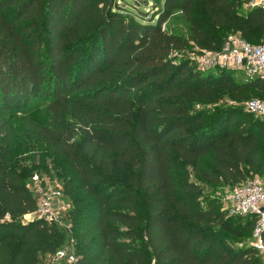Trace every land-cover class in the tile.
Segmentation results:
<instances>
[{
    "label": "trees",
    "instance_id": "trees-1",
    "mask_svg": "<svg viewBox=\"0 0 264 264\" xmlns=\"http://www.w3.org/2000/svg\"><path fill=\"white\" fill-rule=\"evenodd\" d=\"M245 1L162 0L146 20L114 0H0V264H40L68 239L78 264H264L244 234L255 217L231 216L202 193L203 183H264V120L218 105L264 100V79L170 56L188 41L219 49L232 33L263 43L264 11ZM176 11L187 39L162 28ZM41 98L43 124L26 115ZM14 118L69 165V238L57 224L21 221L36 199L26 167L11 166ZM179 162L195 180H176Z\"/></svg>",
    "mask_w": 264,
    "mask_h": 264
},
{
    "label": "built area",
    "instance_id": "built-area-1",
    "mask_svg": "<svg viewBox=\"0 0 264 264\" xmlns=\"http://www.w3.org/2000/svg\"><path fill=\"white\" fill-rule=\"evenodd\" d=\"M244 9L260 8L264 11V0H246ZM195 60L199 68L213 67L240 71L245 81L264 79V42L252 44L242 39L240 34H228L221 47L216 50L203 49ZM247 112L264 120V100L249 98L244 102ZM36 199V209L24 215L29 221L42 220L48 224L63 226L68 221L71 204L67 201L58 183L36 181L32 184ZM222 210L231 216L253 215L255 217L251 233V246L258 252L264 263V183L259 175L234 186H228L219 194ZM9 219V215H5ZM48 264H78V255L70 245L46 254Z\"/></svg>",
    "mask_w": 264,
    "mask_h": 264
},
{
    "label": "rangeland",
    "instance_id": "rangeland-1",
    "mask_svg": "<svg viewBox=\"0 0 264 264\" xmlns=\"http://www.w3.org/2000/svg\"><path fill=\"white\" fill-rule=\"evenodd\" d=\"M162 0H114V9L119 12H125L133 15L134 17H143L146 20H151L156 13L157 7L161 6ZM162 28L166 31H169L173 35L183 37L187 39L190 29L188 23L185 21L184 17L179 12H174L165 22L162 24ZM204 48H200L193 41H188V43L183 46L182 49L176 50L171 57H175V62L188 61L191 66H194L199 71L206 72L211 71L210 73L216 74L219 73V69L231 70L226 68L213 67L209 69H201L196 63V56L201 53L200 51ZM218 71V72H217ZM235 71V80L244 82V78L242 77V73L240 71ZM249 97V96H248ZM247 99H244L240 102H237L233 98L224 97L222 101L219 102L218 105L224 106H240L243 111H245L244 102ZM48 99H37L33 101L27 110L26 115L30 117V119L37 123H45L48 120V114L45 111V108L48 104ZM215 105L212 104H200L197 103L195 105V109L197 110H212V107ZM18 115V114H16ZM13 126L15 128L16 135L14 137V149L12 151L11 157V166L13 168L23 167L25 168V180L26 185L31 190L32 184L36 181H45L48 183H58L63 191L65 184L70 181L71 170L67 162L61 158H55L48 151H46L39 143L34 142L33 139L29 137V135L22 133L20 130V122L17 118L13 120ZM174 175L178 182H181L184 175H187L190 180H195L194 175L192 173V169L189 165L185 163H176L174 167ZM204 189L202 193L204 196L219 198V194H221L225 188L228 186L220 185L216 187H210L207 184L203 183ZM34 194V193H33ZM65 195V193H64ZM67 201L70 203V200L65 195ZM30 220L29 216L22 217V222H28ZM65 233L66 237L69 238L71 235V228L68 226V221L63 222V226L58 225ZM240 232L239 234H241ZM247 236L248 244L251 245V237L249 239V232L244 233ZM74 242L71 239H68L66 245H70V248L74 250L73 246ZM40 264H48L46 256L40 254L38 257Z\"/></svg>",
    "mask_w": 264,
    "mask_h": 264
}]
</instances>
